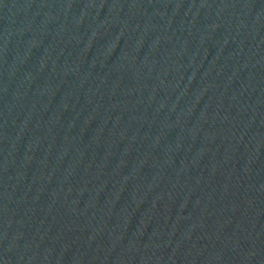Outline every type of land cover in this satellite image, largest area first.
Instances as JSON below:
<instances>
[{"label":"water","instance_id":"1","mask_svg":"<svg viewBox=\"0 0 264 264\" xmlns=\"http://www.w3.org/2000/svg\"><path fill=\"white\" fill-rule=\"evenodd\" d=\"M0 264H264V0H0Z\"/></svg>","mask_w":264,"mask_h":264}]
</instances>
